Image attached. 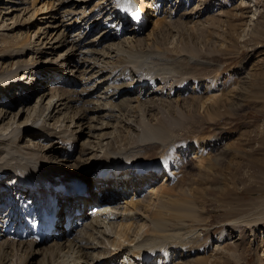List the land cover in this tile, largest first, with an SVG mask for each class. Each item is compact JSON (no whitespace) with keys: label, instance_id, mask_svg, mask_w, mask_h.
<instances>
[{"label":"bare ground","instance_id":"1","mask_svg":"<svg viewBox=\"0 0 264 264\" xmlns=\"http://www.w3.org/2000/svg\"><path fill=\"white\" fill-rule=\"evenodd\" d=\"M64 1L65 4L70 2ZM163 1L165 0H149V2L99 0L96 3L99 7L97 17L92 21L87 19L85 24L78 26L81 32L70 35L74 36L60 43L63 46L68 43V47L64 50L66 56H62L64 52H61L58 55L60 58L45 60L42 63L39 60L31 61V59L24 62L19 60V57L23 56L25 51L32 55L42 53L45 47L43 42L61 39L64 32H57L56 28L59 25L52 27L48 24L42 30L41 27H36L33 32L35 40L31 41L29 31L15 35L12 33L13 29L19 25L15 23L17 20L14 22L13 19L17 17V11L21 10V14H26L33 0H0L4 5L1 15L4 20L0 24V104L2 105L0 107V218H3L2 223L6 226L17 218L20 223L25 221L27 225H31V213L25 208L29 201L42 200L46 204V199L52 198L53 202L58 203L60 214L68 209L70 215L73 213L71 210L80 202H83L85 206L90 204L92 207H97L95 213L85 212L80 218L83 222L81 224H79L81 220L75 222L70 226L68 233L60 231L62 241L56 248L54 246L43 248L40 240L37 242L31 240L33 236L30 235L36 230V226H31L28 233L20 225L14 233L15 242L0 238V264L11 263L12 259L9 256L24 258L25 262L28 258L33 260L37 254H43V264H53V262L56 264H156L157 260L166 262L165 264L173 261V264L177 262L182 264L175 260L182 256H191L193 253L205 252L202 241L206 244L207 239L204 241L196 225L190 222L195 223L193 220L197 219L196 210L198 209L194 207L195 202L192 199L193 191L197 190L195 191L193 187L194 189H190V192L185 188L177 192L172 185L174 181L180 183L182 181L177 169L182 165L180 163H183V160L177 154H186L192 150V153L199 158L201 153L199 155L198 153L203 149L200 147L201 144L199 143L198 147L197 144L188 142L183 147V152L177 151L174 145L171 148L166 147L168 137L164 132H158L155 129L145 132L143 129L145 126L148 127L147 125L139 124L142 127L138 125L140 128L136 130L138 129L136 125L128 124L129 117L131 118L133 114L135 116L133 107H130L132 102L137 103L135 109L147 115L154 109L162 112L166 108H163V104L169 102V99L168 101L163 99L164 90L167 96L177 91L173 99L174 106L183 107L185 104L195 111L205 105V101H201L196 92H201V89L207 91L215 83L213 78L215 75L211 74L213 64L210 61L199 60V57L194 58L192 54H186L183 58L186 64L183 67L182 59L164 57L165 51L160 50L159 36L167 25H164V20H158L159 11L154 5ZM59 4H62V0ZM51 8H53L52 1L44 2L40 6L35 5L26 19L34 17L38 23L37 15ZM11 14L13 16L9 18ZM144 16V23L139 25L138 21L143 20ZM149 22L153 23L154 29L158 28L156 31H160H153L149 33L148 38H144L141 32ZM106 26L108 27L105 28ZM48 29H54L55 33L47 34ZM97 30L101 31L94 35ZM46 34L48 38L45 40ZM37 38L43 41L39 43L40 45L37 44L39 41ZM196 64H198L197 68ZM200 67L208 68L210 73L202 72ZM220 67L217 65V70H220ZM74 72H80L82 76L80 78L73 76ZM49 73L50 75L47 76ZM175 73L180 74V77H177L180 79L177 83H171V78L165 75ZM38 76H47L52 81L58 77L61 83L73 87L77 86L81 80L83 87L75 93L77 98L72 97V100H67L60 93L61 95H58L55 101L56 94L53 93L54 86L51 85L48 87L49 92L41 93L35 104L29 106L28 102L34 94L40 92V86L36 84ZM163 78L166 79L163 80ZM154 83L163 85L158 87L160 88L158 90L152 87ZM202 83L203 86L200 85ZM167 84L169 87H166ZM55 86L58 88L57 85ZM49 93H51L50 96ZM156 95L158 96L154 98ZM160 95L162 97H159ZM226 97H218L219 104L227 99ZM211 98L213 97H208L206 100ZM69 100L74 103L84 101L81 111L77 110L72 117H69L72 119H69L67 115L69 112L67 110L71 108ZM58 101H60L59 104ZM170 104L166 106L171 108ZM60 105H63L60 112L61 115L64 114V117L62 121L56 120L59 122V129H56L57 125L50 123L55 116L51 110L54 107L58 109ZM15 106L17 110H13ZM87 113L91 116L87 125L80 129V135H86V139L82 140L81 159L77 164L78 166L85 164L80 171L91 177L84 176L81 179L87 183V189L84 191L86 196H74L71 184L74 178L67 177L72 172L67 168L69 165L52 160L47 154L37 153L35 144L25 139V134L35 137L37 131L40 133L43 131L48 134V137L54 136L59 142L67 144L69 139L66 135L73 131L69 128V124H63L64 119L68 118L70 123L77 124L76 127L79 129L80 124L83 123L81 120L88 116ZM124 126L131 131L130 133L126 131V134H129L125 137L126 141L120 145L130 146L115 148L114 141L122 134ZM133 131L135 136L132 134ZM71 140L69 144L72 143ZM148 140L151 142L157 140L158 143L151 145ZM153 151L162 152V157L160 156L157 160L143 159L147 153ZM68 159L69 156L65 158V160ZM199 159L200 171L210 173L214 168L211 157ZM99 160L102 163H99ZM105 163L111 164L107 169L111 178L107 181L97 180L98 169ZM129 186L132 187L131 194L127 195L123 202L115 203L117 198H125V194L129 193ZM94 187L102 196L93 197ZM11 194L14 197L10 199V202L15 199L16 205L12 204V213L2 215V210L5 211L4 207L7 206L5 201L2 202L3 197L5 199V196ZM24 195L27 200L22 204L21 198ZM85 210H88V206ZM198 219L197 224L201 221L200 218ZM237 221L235 219L233 223ZM257 221L260 223L262 219ZM9 247L12 252H16L10 254ZM118 254H123L121 263L116 260ZM173 256H176L175 260L172 259ZM209 258L211 255L197 257L193 263L212 264ZM225 261L227 262L228 259L226 258Z\"/></svg>","mask_w":264,"mask_h":264},{"label":"rangeland","instance_id":"2","mask_svg":"<svg viewBox=\"0 0 264 264\" xmlns=\"http://www.w3.org/2000/svg\"><path fill=\"white\" fill-rule=\"evenodd\" d=\"M50 1L53 2V8L43 11L40 15L38 14L36 17L38 18V23H36L37 20L34 17L26 19V16L32 12L33 6H40L44 2ZM69 1V3L65 4V1L62 0V4H59L61 0H33L31 5H27L28 12L26 14H21V10L17 11V17L13 19L14 22L17 20L15 23L19 25L13 29L12 33L15 35L29 31L32 41L36 39H33V32L36 27H41L40 29L42 30L48 24L52 27L59 25L56 28V30L58 29L57 32H64L63 38L47 40L49 41L47 43L45 41L48 38L47 34L55 33L54 29H48L45 40L40 36L45 42L41 38H37V40L39 39L37 44L40 45L39 43L43 42L45 46L42 49V53L32 55L30 52L25 51L23 56L19 57V60L29 61L31 59V61L39 60V62L44 63L45 60L58 57L68 47V43L64 46L60 43H64L65 40L74 36L71 37L70 35L81 32L79 25L85 24L88 20L92 21V19L97 17L99 7L96 3L99 0ZM143 1L149 2V0ZM0 3V24H2L4 17H1V15L4 11L2 8L4 5L2 2ZM154 5L159 11L158 20H164V25L168 26H166L164 31H161L163 33L159 36L160 50L165 51L164 57L169 59L174 57V59L176 58L175 60L182 59L181 65L184 67L186 61L183 58L186 54H192L194 58L199 57V60L210 61L213 64L211 74L215 75L213 77L215 83L209 90L201 89V92H196L201 101H205V105L195 111H193L191 106H186L185 104H183V107L180 105L174 106L173 99H175L177 91L167 96V92L164 90L163 99L166 101L169 99V102L163 104V108H166L162 112L154 109L153 112L147 115L134 108L137 104L136 102L130 103L135 116L133 114L131 118L129 117L128 124H134L137 128L139 124L147 125L148 127L145 126L143 129L145 132H150L153 129L158 132H164L166 137H168L166 147L171 148L174 145L177 147V151L183 152V147L188 142L193 145L197 144L198 147L200 143V147L203 149L198 155L201 153L203 156L200 155L201 159L211 157V164L214 166L210 173L207 171H205L206 173L201 172L198 166L200 157L197 158L192 153V150L186 154H177L183 160V163H180L182 165L177 169L182 181L181 183L174 181L177 184L172 183V185L177 192L184 190V188L190 192L193 187L195 191L197 190L196 192L193 191L192 199L195 202L194 207L199 211L196 210L197 219L195 218L193 221L195 223L196 221L198 222V218L201 221L198 224L190 222L194 226L196 225L204 241L207 240L206 244L202 241L205 254L193 253L191 256H182L176 260L174 259L176 256H173L172 259L175 262L180 261L182 264L189 262L190 264H199L193 263V260L197 257L211 255L209 259L212 264H264V0H171L169 2L165 0ZM12 16L11 14L8 17L12 18ZM156 29L158 30V28H153L152 22H149L143 27L141 36L148 38L149 33L160 31H156ZM98 31L94 35L101 30ZM58 40L61 41L59 42ZM37 44L36 46H38ZM62 56H66V53L64 52ZM197 65H195L196 68ZM217 65L221 66L220 70H217ZM196 68L195 71L198 72ZM200 69L204 73L205 71L210 73V70L206 67L203 69L200 67ZM47 76L37 77L36 84L40 86V92L34 94L31 101L28 102L29 106L35 104L37 97L41 93L49 92L48 87L51 85L54 86L52 91L56 94L54 97L55 101L58 95L61 94L67 100H72V97L75 99L78 97L75 93L79 92L83 87L81 80H79L77 86L73 87L61 83L58 77L52 81ZM73 76L80 78L82 74L74 72ZM165 76H168L169 79L171 78V83H177V80L180 79L177 78L180 77L179 73L166 74ZM165 79L163 78V80ZM169 79L167 78V80ZM58 83L64 85V87L58 86ZM162 85V83H154L152 87L159 90L160 88L158 87ZM167 85L166 87H169V84ZM200 85L203 86V83ZM259 87L262 88L259 89ZM193 93L192 95H194ZM50 95L51 93H49ZM157 96H154V98ZM162 96L160 95L159 97ZM208 97L213 98L206 100ZM218 97H226L227 99L219 104ZM131 98L133 99L134 97ZM71 100H69L71 108L67 110L71 112H68V118L72 117L77 110L80 112L81 107L84 105V101L74 103ZM59 102L57 103L59 104ZM169 103H171V108L166 106ZM89 106L91 105L89 104ZM0 107H2L1 104ZM62 107L63 105H60L58 107L59 110L56 107L51 110L55 116L50 123L57 125L56 129H59V122H56V120L62 121L64 117V114L62 113L61 115L60 112L63 109ZM13 110H17L16 106L13 107ZM87 115L86 118L81 120L83 123L80 124L79 129L76 127L77 124L70 123L69 119L72 118L64 119L63 124H69V128L73 131L71 134L66 135L69 141L72 139L70 144L69 141L67 144L61 143L54 136L53 138L48 137V134L43 131L41 133L37 131L35 137H29L25 134V139L27 138L30 143L35 144L37 153L47 154L52 160L69 165L67 168L72 172L67 177L71 176V179L74 178L71 184L84 176L91 177V175H84L80 171L85 164L82 166L77 164L79 159H81L82 140L86 139V135H80V129L85 127L90 121L91 114L87 113ZM145 120L147 123L144 124ZM125 127H123L124 132L122 131V134L118 137V141H114L113 146L115 148H119L126 141L125 137L131 131L127 127L125 129ZM139 128L136 130H139ZM126 131L129 133L126 134ZM133 132L132 134L134 135L135 131ZM141 133L142 131L140 130ZM148 141H150L149 144L151 145H157L158 143L157 140ZM68 148H72L74 151L71 153ZM194 148L196 147L194 146ZM158 153V151L147 153V156L143 157V159L157 160L163 154L162 152ZM68 156L69 159L65 160ZM100 162L101 160H99ZM37 172L39 173L40 171L37 169ZM38 177L40 178V176ZM131 188L129 186V193L125 194V198H117L115 203L123 202L127 195L131 194ZM96 190L99 192L98 189ZM97 192H93V197L97 198L95 195ZM8 196H5L6 204L14 197L13 194ZM67 211L69 212L68 209ZM235 219L236 221L239 220L233 223ZM257 219H262L263 222L258 223ZM4 240L7 239L4 238ZM7 241L10 242L12 240ZM61 241L62 239L51 240L48 243L40 242L43 248L53 246L56 248ZM11 248L8 249L10 254L16 252H12ZM122 256L123 254H118L116 260L122 261ZM9 257L12 262H7L6 264H27V261H31V264H43V254L35 255L33 260L28 258L25 262L24 258ZM226 258L228 259L227 262L225 261ZM173 262L169 264H173ZM161 263L164 262L156 261V264ZM53 264H56V262H53Z\"/></svg>","mask_w":264,"mask_h":264}]
</instances>
